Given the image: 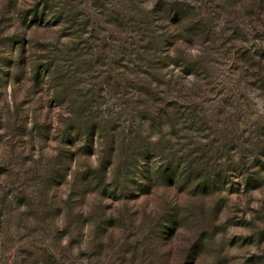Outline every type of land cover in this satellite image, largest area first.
<instances>
[{
	"label": "rangeland",
	"instance_id": "rangeland-1",
	"mask_svg": "<svg viewBox=\"0 0 264 264\" xmlns=\"http://www.w3.org/2000/svg\"><path fill=\"white\" fill-rule=\"evenodd\" d=\"M0 264H264V0H0Z\"/></svg>",
	"mask_w": 264,
	"mask_h": 264
}]
</instances>
